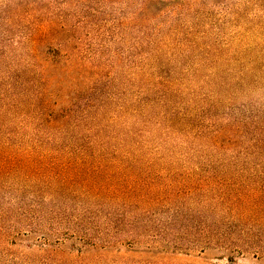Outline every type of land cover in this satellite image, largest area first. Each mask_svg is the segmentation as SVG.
<instances>
[{
    "label": "rangeland",
    "instance_id": "obj_1",
    "mask_svg": "<svg viewBox=\"0 0 264 264\" xmlns=\"http://www.w3.org/2000/svg\"><path fill=\"white\" fill-rule=\"evenodd\" d=\"M29 6L46 22L64 20L65 31L46 25L55 40L34 43L32 19L24 16ZM79 61L85 65L74 64ZM11 65L47 80L63 99L77 92L72 98L83 103L96 87L108 99L160 93L169 102L148 104L140 121L132 113L104 123H170L167 113H189L188 123L226 128L229 146L221 155L233 162L229 169L264 172V0H0V72ZM157 129L147 135L162 139ZM170 138L164 146L181 143V153L192 146L181 135ZM8 190L0 191L6 230L0 231V264H43L47 256L48 264H260L252 255L230 263L220 249L203 244L180 251L157 238L149 247L154 231L133 246L122 235L114 246L87 247L70 236L69 223L47 218L19 226L14 214L3 213L16 193ZM153 218L163 221L167 214Z\"/></svg>",
    "mask_w": 264,
    "mask_h": 264
},
{
    "label": "trees",
    "instance_id": "obj_2",
    "mask_svg": "<svg viewBox=\"0 0 264 264\" xmlns=\"http://www.w3.org/2000/svg\"><path fill=\"white\" fill-rule=\"evenodd\" d=\"M33 9L24 16L32 19L34 43L55 40L46 25L65 31L64 20L46 22ZM13 68L0 72V191L16 190L4 215L14 214L19 226L47 218L69 223L70 236L87 247L114 246L122 235L133 246L154 231L149 247L157 238L180 251L203 244L220 249L230 263L252 255L264 264V172L228 168L233 162L221 155L229 146L225 127L188 123L189 113L179 111L167 113L170 123H104L132 113L140 121L148 104L166 96L108 99L96 87L83 103L72 98L77 92L63 99L47 80ZM149 128L163 138L147 135ZM172 135L192 146L182 153L181 143L165 147ZM158 211L167 218H153ZM42 239L48 240L45 234Z\"/></svg>",
    "mask_w": 264,
    "mask_h": 264
}]
</instances>
